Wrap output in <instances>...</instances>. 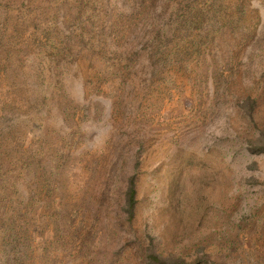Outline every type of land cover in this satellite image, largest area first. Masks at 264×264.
<instances>
[{
  "label": "rangeland",
  "instance_id": "rangeland-1",
  "mask_svg": "<svg viewBox=\"0 0 264 264\" xmlns=\"http://www.w3.org/2000/svg\"><path fill=\"white\" fill-rule=\"evenodd\" d=\"M150 252L264 264V0H0V264Z\"/></svg>",
  "mask_w": 264,
  "mask_h": 264
},
{
  "label": "trees",
  "instance_id": "trees-1",
  "mask_svg": "<svg viewBox=\"0 0 264 264\" xmlns=\"http://www.w3.org/2000/svg\"><path fill=\"white\" fill-rule=\"evenodd\" d=\"M127 199H126V212L128 219L131 221L135 214V208L137 203V189H136V176L132 175L129 179V184L127 188ZM147 259L150 264H187L183 258H172L163 257L161 255L150 252L147 254ZM208 263V261H205Z\"/></svg>",
  "mask_w": 264,
  "mask_h": 264
}]
</instances>
